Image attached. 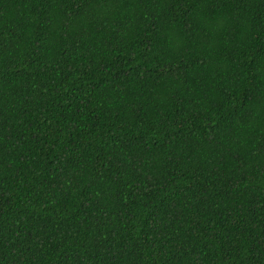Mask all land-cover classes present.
<instances>
[{"label":"trees","instance_id":"1","mask_svg":"<svg viewBox=\"0 0 264 264\" xmlns=\"http://www.w3.org/2000/svg\"><path fill=\"white\" fill-rule=\"evenodd\" d=\"M0 264H264V0H0Z\"/></svg>","mask_w":264,"mask_h":264}]
</instances>
